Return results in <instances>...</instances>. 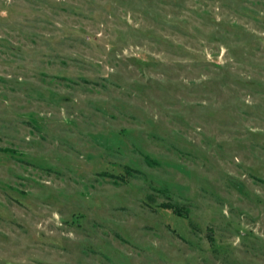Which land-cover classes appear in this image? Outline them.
<instances>
[{"label": "rangeland", "instance_id": "obj_1", "mask_svg": "<svg viewBox=\"0 0 264 264\" xmlns=\"http://www.w3.org/2000/svg\"><path fill=\"white\" fill-rule=\"evenodd\" d=\"M0 264H264V0H0Z\"/></svg>", "mask_w": 264, "mask_h": 264}, {"label": "trees", "instance_id": "obj_2", "mask_svg": "<svg viewBox=\"0 0 264 264\" xmlns=\"http://www.w3.org/2000/svg\"><path fill=\"white\" fill-rule=\"evenodd\" d=\"M173 208H175V207H173ZM177 211H178V210H177ZM179 212H181V214H184L183 211H179Z\"/></svg>", "mask_w": 264, "mask_h": 264}]
</instances>
